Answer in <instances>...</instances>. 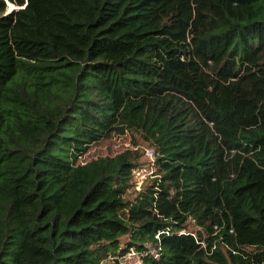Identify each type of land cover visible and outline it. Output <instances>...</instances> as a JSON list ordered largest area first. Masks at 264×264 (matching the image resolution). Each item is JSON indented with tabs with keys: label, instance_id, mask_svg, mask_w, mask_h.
<instances>
[{
	"label": "trees",
	"instance_id": "1",
	"mask_svg": "<svg viewBox=\"0 0 264 264\" xmlns=\"http://www.w3.org/2000/svg\"><path fill=\"white\" fill-rule=\"evenodd\" d=\"M130 249L264 264V0H0V264Z\"/></svg>",
	"mask_w": 264,
	"mask_h": 264
},
{
	"label": "rangeland",
	"instance_id": "2",
	"mask_svg": "<svg viewBox=\"0 0 264 264\" xmlns=\"http://www.w3.org/2000/svg\"><path fill=\"white\" fill-rule=\"evenodd\" d=\"M124 151H131L139 155L138 163L141 165L139 169L134 172L133 182L134 189L130 192L137 191L145 183L152 179L153 167L152 161L154 157H148L146 151H152L151 147L147 145L143 139L137 134L126 133L124 135H111L110 138L93 145L89 150L78 160V163L85 164L91 160L105 157H113ZM129 195H132L129 194ZM191 225L188 231H191ZM114 256L101 259L100 264H118ZM118 261V260H117ZM119 264H140L139 257L136 255H127Z\"/></svg>",
	"mask_w": 264,
	"mask_h": 264
},
{
	"label": "built area",
	"instance_id": "3",
	"mask_svg": "<svg viewBox=\"0 0 264 264\" xmlns=\"http://www.w3.org/2000/svg\"><path fill=\"white\" fill-rule=\"evenodd\" d=\"M146 155L148 157H152L153 156V153L151 151H146ZM156 238H158V237H156ZM147 246L149 247V245H147ZM127 255H136L137 256L136 252L133 249H130L129 250V253Z\"/></svg>",
	"mask_w": 264,
	"mask_h": 264
},
{
	"label": "water",
	"instance_id": "4",
	"mask_svg": "<svg viewBox=\"0 0 264 264\" xmlns=\"http://www.w3.org/2000/svg\"><path fill=\"white\" fill-rule=\"evenodd\" d=\"M12 8V7H11ZM12 9H14V8H12Z\"/></svg>",
	"mask_w": 264,
	"mask_h": 264
}]
</instances>
